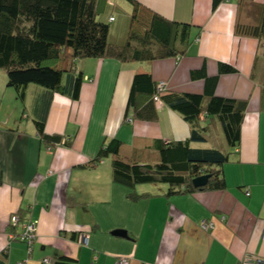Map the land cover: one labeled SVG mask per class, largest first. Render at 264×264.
Wrapping results in <instances>:
<instances>
[{"label": "crops", "instance_id": "1", "mask_svg": "<svg viewBox=\"0 0 264 264\" xmlns=\"http://www.w3.org/2000/svg\"><path fill=\"white\" fill-rule=\"evenodd\" d=\"M140 1L169 18L190 21L200 33L198 42L183 57L150 63L81 60L77 97L55 94L45 124L46 134L67 136L71 146L51 150L41 140L34 117L43 119L47 111L36 107L42 89L30 87L22 105L15 91L3 84L0 254L8 249V264H56L57 256L78 264H119L122 258L129 260L126 264H239L254 256L264 264V54L259 42L235 34L236 0L216 11L212 0ZM119 5L131 9L129 4ZM128 20L122 14L112 23L111 41L125 40ZM220 62L237 72L219 77L217 95L248 102L240 146L231 150L224 166L225 190L167 197V187L114 183L111 160L94 169L82 168L111 139L130 149L151 139L171 142L190 136V125L165 106L155 122L125 121L136 74L149 73L170 91L203 93V80H193L191 72L206 67L210 76L217 75ZM8 92L11 104L5 102ZM211 122L204 147L230 150L221 125ZM14 214L22 222L36 223L32 250L22 242H10ZM203 220L215 223L214 230L203 231ZM116 230L126 231L128 238L113 236Z\"/></svg>", "mask_w": 264, "mask_h": 264}, {"label": "trees", "instance_id": "2", "mask_svg": "<svg viewBox=\"0 0 264 264\" xmlns=\"http://www.w3.org/2000/svg\"><path fill=\"white\" fill-rule=\"evenodd\" d=\"M127 10L108 0H0V69L6 71L7 87L25 105L30 87L42 89L34 122L41 140L53 150L71 146L67 136L45 133L47 113L55 94L76 98L78 64L84 59H115L123 64L150 63L180 58L198 42L200 33L190 21L169 18L140 0H126ZM228 0H212L216 11ZM239 17L235 34L257 39L264 54V4L236 0ZM117 11V16L113 13ZM128 15L126 38L111 41L112 23ZM237 70L220 62L218 74L210 76L206 67L193 70V80H203V93L170 91L149 73L135 75L128 99L125 121L155 122L161 106L181 115L190 125V136L181 141L151 139L147 145L127 149L117 139L104 142L97 156L82 165L94 169L111 159L116 184L135 188L138 185H166L167 197L223 191L226 188L224 166L230 162L231 150L239 148L247 100L217 95L219 77ZM218 122L230 150L206 148L211 126ZM211 122V123H212ZM209 176L207 184L196 188L193 181ZM249 190V189H247ZM250 192V191H249ZM135 198V196H133ZM19 215V214H18ZM77 239L78 235L72 236ZM9 251L0 254V264H8ZM56 264H78L76 259L57 256Z\"/></svg>", "mask_w": 264, "mask_h": 264}, {"label": "built area", "instance_id": "3", "mask_svg": "<svg viewBox=\"0 0 264 264\" xmlns=\"http://www.w3.org/2000/svg\"><path fill=\"white\" fill-rule=\"evenodd\" d=\"M164 85V83L162 84ZM246 193L249 194V190H246ZM226 218L222 217V221H225ZM10 224L14 228L9 234L10 242H22L28 245V248L32 250L35 239H36V223L33 221H25L22 222L21 218L18 214H14L11 217ZM20 228L18 229V227ZM200 227L203 231L209 232L214 230L215 223L210 220H203L200 222ZM86 238L82 239L84 242ZM129 260L127 258H122L119 261V264H126ZM46 264H49V261H45ZM18 264H25L24 262H20ZM239 264H260L258 258L254 256H247L245 259L240 261Z\"/></svg>", "mask_w": 264, "mask_h": 264}, {"label": "rangeland", "instance_id": "4", "mask_svg": "<svg viewBox=\"0 0 264 264\" xmlns=\"http://www.w3.org/2000/svg\"><path fill=\"white\" fill-rule=\"evenodd\" d=\"M110 2H118V3H125V4H127L128 5V3L129 2H127L126 0H110ZM113 15L115 16H117V11H115L114 13H113ZM0 75H3L4 76V79H2L1 78V76H0V85H1V91H0V118L3 116V113H4V108H5V106H4V104L1 102V99H3V95H2V90H3V84H7V75H6V71L5 70H1L0 69ZM8 89H10V88H8ZM12 89V88H11ZM12 91H14L13 89H12ZM10 92H8L4 97H5V102L6 103H12V100L10 99V94H9ZM12 93V92H11ZM27 114H30L29 113V111H27ZM216 123H218V122H216ZM205 124L206 125H208L209 124V122H205ZM220 133V132H219ZM212 135H213V139H216L217 138V135H218V130H213V132H212ZM205 145V144H204ZM203 145V146H204ZM108 162H110V160L111 159H106ZM158 187H167L166 185H158ZM24 245V244H23ZM26 246V245H25ZM28 250H29V248H28ZM82 262V261H81Z\"/></svg>", "mask_w": 264, "mask_h": 264}, {"label": "water", "instance_id": "5", "mask_svg": "<svg viewBox=\"0 0 264 264\" xmlns=\"http://www.w3.org/2000/svg\"><path fill=\"white\" fill-rule=\"evenodd\" d=\"M208 180H209V176L199 177L193 181V184L196 188H200V187L205 186L207 184ZM112 235L115 237H122V238H126V239L128 238V234L124 230H116L112 233Z\"/></svg>", "mask_w": 264, "mask_h": 264}]
</instances>
